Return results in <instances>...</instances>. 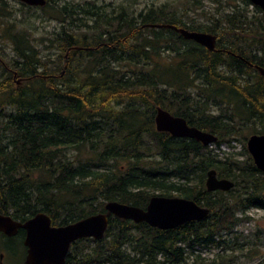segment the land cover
Listing matches in <instances>:
<instances>
[{
	"label": "trees",
	"instance_id": "1",
	"mask_svg": "<svg viewBox=\"0 0 264 264\" xmlns=\"http://www.w3.org/2000/svg\"><path fill=\"white\" fill-rule=\"evenodd\" d=\"M46 1L39 7L55 3ZM94 1L58 9L67 24L49 40L56 59L25 30L9 39L14 58L0 55V213L24 221L43 212L64 225L104 212L108 201L145 208L154 195L184 197L208 214L171 229L110 216L104 237L73 242L64 264H235L254 244L230 234L250 208L264 211V173L251 156L221 159L209 145L157 131L154 117L164 108L218 145L246 124L263 127L264 77L242 58L264 67V20L249 14V0L201 25L163 9L107 16ZM5 5L0 19L8 21ZM150 24L213 34L216 48L242 58ZM210 169L233 188L207 191ZM209 247L218 252L207 261L196 250Z\"/></svg>",
	"mask_w": 264,
	"mask_h": 264
},
{
	"label": "water",
	"instance_id": "2",
	"mask_svg": "<svg viewBox=\"0 0 264 264\" xmlns=\"http://www.w3.org/2000/svg\"><path fill=\"white\" fill-rule=\"evenodd\" d=\"M18 1L30 6H44L47 2L46 0ZM249 1L264 10V0ZM149 26L170 28L184 39L192 40L208 50L235 55L231 51L216 48V36L213 34L191 31L172 24ZM238 57L242 58L239 55ZM242 59L254 66L264 77V67ZM154 122L157 131L168 132L174 137L193 138L205 146L217 141L216 135L188 125L184 118L172 115L161 107L156 108ZM246 148L257 169L264 173V133L250 135ZM233 186L232 180L217 178L214 169L207 171L205 180L207 191H228ZM104 210L64 225L51 224L50 217L43 212H38L24 221L13 219L10 214L0 213V232L14 236L19 229L25 230L23 244L26 247V264H64L73 242L81 238L100 240L104 237L110 216L132 220L135 223L145 222L159 229H171L188 221L200 220L209 212L208 208L198 205L191 199L158 195L150 197L145 208L108 201L104 204Z\"/></svg>",
	"mask_w": 264,
	"mask_h": 264
},
{
	"label": "rangeland",
	"instance_id": "3",
	"mask_svg": "<svg viewBox=\"0 0 264 264\" xmlns=\"http://www.w3.org/2000/svg\"><path fill=\"white\" fill-rule=\"evenodd\" d=\"M3 1L6 3L4 9L11 12L8 21L3 18L0 19V47H2L0 55L4 60H7L14 58L12 43L9 39L22 30L29 33L44 58L56 59L58 49L49 40L55 32H58L62 26L67 24L66 22L62 23L58 18V9L63 2L75 5L83 3L85 0H55V3L50 2L51 6L46 8L28 7V5H24L18 0ZM94 3L100 7L99 11L107 16L115 15L120 10L136 16L140 11L163 9L166 13H173L176 17L183 19L189 25H201L218 16L219 10L223 7L225 11H228L231 6L243 7L245 0H95ZM253 6H248L249 14H254L255 18H259V20H264V14L255 12ZM80 16L82 22L92 25V20L87 15ZM75 24L79 25L78 28L84 29V27H80L79 22ZM164 59L168 60L166 57ZM2 74L0 63V79ZM210 109L214 114L222 111L216 106H212ZM260 130H264V126L246 124L239 133H236V138H232L229 142H221L220 145L212 143L209 147L213 153L218 154V158L222 157L221 159H224L228 156L238 161H244L250 156L246 148L248 137L254 134V131ZM172 180H177V178L173 177ZM190 183H196L194 176H191ZM246 215L250 219L240 222L236 226L234 234H230V236L248 237L254 244V249L250 252H247L249 249L247 251L244 249L245 254L237 252L235 264H264V211L250 208ZM10 246L12 248H9ZM196 251L207 261L214 258L216 252H218L217 248L210 247L200 248ZM0 254L3 255L0 259L1 264H24L25 252L22 239L20 241V237L15 236L8 240L0 233Z\"/></svg>",
	"mask_w": 264,
	"mask_h": 264
},
{
	"label": "flooded vegetation",
	"instance_id": "4",
	"mask_svg": "<svg viewBox=\"0 0 264 264\" xmlns=\"http://www.w3.org/2000/svg\"><path fill=\"white\" fill-rule=\"evenodd\" d=\"M236 56V55H235ZM238 56V55H237ZM254 134H261V133H254ZM252 135V134H251ZM248 151V150H247ZM250 155V154H249ZM215 170V169H214ZM216 171V170H215ZM216 176H217V178H226V177H219L218 176V174H217V171H216ZM226 179H229V178H226ZM229 180H232V179H229ZM233 181V180H232ZM234 182V181H233ZM233 188V187H232ZM229 191V190H228ZM211 192H213V191H211ZM224 192H226V191H224ZM171 197H178V196H171ZM184 198V197H183ZM195 202V201H194ZM2 235H4V238H6V239H11V238H13V237H15V236H19L20 237V241H21V239H22V244H23V241H24V238H25V230L24 229H19L18 230V232L14 235V236H7V235H5L4 233H2V232H0ZM6 245V244H5ZM23 247H24V252H25V256H26V247L24 246V244H23ZM25 256H24V264H26L25 263ZM3 257V255L2 254H0V259ZM0 264H1V262H0Z\"/></svg>",
	"mask_w": 264,
	"mask_h": 264
}]
</instances>
